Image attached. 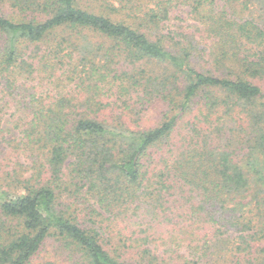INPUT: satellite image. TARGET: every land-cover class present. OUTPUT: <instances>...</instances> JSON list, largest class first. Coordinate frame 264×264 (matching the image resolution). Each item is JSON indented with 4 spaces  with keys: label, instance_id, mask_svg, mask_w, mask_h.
Instances as JSON below:
<instances>
[{
    "label": "trees",
    "instance_id": "16d2710c",
    "mask_svg": "<svg viewBox=\"0 0 264 264\" xmlns=\"http://www.w3.org/2000/svg\"><path fill=\"white\" fill-rule=\"evenodd\" d=\"M178 1L0 0V80L19 110L35 101L12 115L30 162L13 182L22 196L0 164V215L12 222L0 264H35L51 238L76 264H264V0H184L194 24L171 26ZM43 67L52 77L38 90ZM118 84L177 112L147 130L103 114L100 94ZM46 86L48 103L37 98ZM201 100L247 116L245 162L220 141H176ZM233 220L242 243L228 248Z\"/></svg>",
    "mask_w": 264,
    "mask_h": 264
},
{
    "label": "rangeland",
    "instance_id": "374dc122",
    "mask_svg": "<svg viewBox=\"0 0 264 264\" xmlns=\"http://www.w3.org/2000/svg\"><path fill=\"white\" fill-rule=\"evenodd\" d=\"M174 6L175 10L170 20L171 26L194 24L193 17L189 15L190 8L188 5H184V0H179L174 3ZM262 7L260 2L255 6L258 10ZM7 9L9 10V8ZM90 40L96 47L103 43L97 38H91ZM105 44L103 43V45ZM115 62L116 59L112 64L115 65ZM122 65L123 61L121 60L120 66ZM41 72L43 73L39 74L38 78L36 75L32 83L33 85H38V90L41 85H46V83H41L42 78L49 79L52 77L51 71H46L45 67H43ZM260 84L264 90V84ZM119 88L120 84L116 85L115 88L106 87L105 93L100 94L101 97H99L98 100H102L106 106V108L101 111H103V114L115 115L114 117H120L119 115L121 114L125 117V121L135 128L141 130L155 128L164 122L167 115L173 116V114L177 112L173 106L168 105L162 100H155L148 104L141 95L139 96V94L133 90L130 91V94H121ZM76 90L74 84H70L66 87L65 94L68 96L76 95L78 92ZM13 93L14 92L10 89L7 82H5V80H0V117H3L0 121L2 129V133L0 134V148L3 147L2 151L4 153L3 156L0 157V164L4 172L13 171L12 177L14 179L8 180L7 182L9 185H12L10 188V195L12 197H18L22 196L24 192L13 182L17 180V177L21 179V177L26 178L29 176L27 169L30 166V162L27 159V155L24 156L22 149L18 146L20 144L21 133L17 127H15V119L12 115L15 112H23L24 114H22V116L15 115V117L17 121L20 117L25 118L23 116L30 112L26 109V105H31V107L35 106V101L33 97L26 95L20 103V106L25 107L19 110L16 105L20 99L18 98V94L13 95ZM54 95V92H48V86H46L43 92H38L37 98L44 99V102L48 103L49 98L52 100ZM241 112V110H237L235 115L233 112L229 116H222L224 113L223 111H208L204 108L201 100V105L196 107L195 113L189 114L185 116L186 118L182 119V123H180L174 138L181 144L183 139L189 136V140L193 138L196 141H200V145L209 147H214L215 141H220L218 145L229 146L231 151L235 153L234 156L238 162H245L247 155L250 153V148L248 145L241 146L240 142L244 140V137L248 138L250 129L248 127L247 116L241 115ZM216 122L219 123L218 126L217 124L216 126L211 125ZM228 216H233V213H228ZM234 223L236 222L233 220L228 224L232 230L222 239L227 240V245H225V247L228 248L229 244H233L236 248L242 243L239 239L240 233L233 228ZM8 225H12V222L0 215V228H7L9 227ZM220 244L218 250L222 249L224 246L222 241ZM72 254V251L66 249L59 240L51 238L43 246L40 254L35 260V264H76L75 261L79 259V256H73Z\"/></svg>",
    "mask_w": 264,
    "mask_h": 264
}]
</instances>
